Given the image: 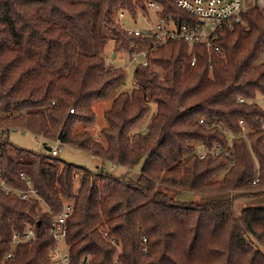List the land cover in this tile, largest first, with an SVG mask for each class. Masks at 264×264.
<instances>
[{"label": "trees", "instance_id": "obj_1", "mask_svg": "<svg viewBox=\"0 0 264 264\" xmlns=\"http://www.w3.org/2000/svg\"><path fill=\"white\" fill-rule=\"evenodd\" d=\"M150 10L200 23L176 0H0V171L17 191L29 179L38 196L0 189V264H49L57 244L49 229L66 202L69 264H264V204L234 208L237 198L264 196V108L255 101L264 98V8L217 30L219 51L183 40L149 50L135 86L103 112L98 136L86 130L95 103L125 83V70L105 62L106 44L128 55L150 47L118 13L135 19ZM12 131L50 147L60 133V144L88 153L95 168L17 147ZM230 143L228 168L229 156L209 151ZM30 228L36 238L7 258L13 234Z\"/></svg>", "mask_w": 264, "mask_h": 264}, {"label": "built area", "instance_id": "obj_2", "mask_svg": "<svg viewBox=\"0 0 264 264\" xmlns=\"http://www.w3.org/2000/svg\"><path fill=\"white\" fill-rule=\"evenodd\" d=\"M149 6H153L152 3ZM176 6L187 12L191 16L199 19V24H185L176 23V20L172 17L163 18L157 17V21L153 23L152 27L148 29H128L127 32L131 35L142 36L150 39V47L146 50L138 52H131L129 58V65L135 64L137 66H146V56L149 50L154 51L162 45L167 44L171 40H183L188 44L202 43L206 49H213L219 51L218 46L214 43V37L217 30L225 27H231L236 23H242V13L248 8L244 5V0H176ZM153 8V7H152ZM125 11H120L118 17L123 19L126 16ZM141 57L143 60L139 61L137 57ZM195 62V58H192L191 63ZM128 69L129 66H124ZM241 102L243 98L239 99ZM261 107L264 108V98L255 100ZM73 112L72 109L69 110ZM200 123H204L203 119L199 120ZM240 134L239 136H245L247 132V125L244 121H239ZM60 143L58 140L54 141L50 147V153L53 156L59 154ZM209 153L218 155L220 153L230 157V163L228 168L234 164V158L232 156V143L229 144L226 150H222L217 144L214 145ZM206 152H200V158L205 156ZM227 168V169H228ZM78 173L74 174V178L78 177ZM260 170L256 168L253 183L258 181ZM28 186L26 190H15L13 187L7 184L2 178L0 171V189L7 195L16 193L21 199L29 200L32 198H38L36 190L32 187L29 179H25ZM73 210L71 202H66L62 206V209L53 217L49 233L52 235L54 240L57 242L56 245L49 252V264H69V257L67 254H62L59 249V241L63 240L66 232V221L70 217ZM36 238V234L30 228L22 234L14 233L11 239L12 250L6 254L9 258L13 254V248L22 243L28 242ZM145 241V240H144ZM80 264H89L88 261H83Z\"/></svg>", "mask_w": 264, "mask_h": 264}, {"label": "rangeland", "instance_id": "obj_3", "mask_svg": "<svg viewBox=\"0 0 264 264\" xmlns=\"http://www.w3.org/2000/svg\"><path fill=\"white\" fill-rule=\"evenodd\" d=\"M244 5L249 6L247 3V0H244ZM248 10V9H247ZM157 21V15L154 10H150L147 14L140 13L137 15L135 19L130 18L129 16H125L123 18V22L125 23V26L128 27V29H148L152 27L153 23ZM135 52H138L137 50H134ZM129 58L130 55L127 54L126 50L124 49H118L116 50L115 42L114 41H109L106 44L105 47V62L109 68H115L119 69L122 68L126 72V77H125V83L118 89L116 92L113 93V95L104 101H100L95 103L94 105V111H95V121L93 124L86 126V130L91 132V134L94 137L98 136L99 130L102 126L105 125V120L103 118V112L108 109V107L111 104L112 99L115 97V95L121 90H131L132 86H135L133 84L134 82V70L136 68L135 64L129 65ZM139 61L143 60L140 56L137 57ZM129 66L128 69H125L124 66ZM151 116V112H149L146 117L144 118L143 126L146 127V125L149 122ZM77 128L79 130H83L84 126L83 125H78ZM264 128V125H263ZM9 140L12 142L17 147L25 148L32 150L34 152H41L44 153L43 151V138L39 136H34L33 134L29 132H21V131H12L9 133L8 136ZM59 141V139H56ZM55 140V141H56ZM60 143V141H59ZM53 144V143H52ZM60 150L58 157L70 162L72 164L78 165V166H85L90 169H94L96 165V160L92 158L88 153L85 151H82L80 149L67 146L65 144H60ZM199 151V148H197ZM108 170L113 172L114 174L118 175L124 170H122L119 167H111L107 165L106 167ZM138 168H136L132 174L137 173ZM214 197L215 196H211ZM210 197V198H211ZM218 197H223L222 195H218ZM186 200H205L207 199L206 196H195V195H187L185 197ZM258 205V204H264V196L258 195V196H248V197H240L235 199L234 202V208L236 211H239L242 207L247 206V205ZM59 249L62 254L67 252V245L64 240L59 241Z\"/></svg>", "mask_w": 264, "mask_h": 264}, {"label": "crops", "instance_id": "obj_4", "mask_svg": "<svg viewBox=\"0 0 264 264\" xmlns=\"http://www.w3.org/2000/svg\"><path fill=\"white\" fill-rule=\"evenodd\" d=\"M247 3L249 6H247L248 9L253 7H259L264 8V0H247Z\"/></svg>", "mask_w": 264, "mask_h": 264}, {"label": "water", "instance_id": "obj_5", "mask_svg": "<svg viewBox=\"0 0 264 264\" xmlns=\"http://www.w3.org/2000/svg\"><path fill=\"white\" fill-rule=\"evenodd\" d=\"M60 136H61V134L59 133L58 136H57V139H60ZM43 147H44L45 150L50 151V146L46 145L45 142H43Z\"/></svg>", "mask_w": 264, "mask_h": 264}]
</instances>
